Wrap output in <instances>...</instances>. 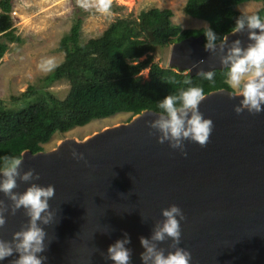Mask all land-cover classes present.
Returning a JSON list of instances; mask_svg holds the SVG:
<instances>
[{
  "label": "water",
  "instance_id": "obj_1",
  "mask_svg": "<svg viewBox=\"0 0 264 264\" xmlns=\"http://www.w3.org/2000/svg\"><path fill=\"white\" fill-rule=\"evenodd\" d=\"M146 33L152 40V32ZM225 35L229 43H251L246 32ZM170 46L169 67L189 76L228 68L218 53L205 50L201 35ZM202 59L205 63L198 64ZM231 93L205 94L199 110L214 128L206 147L184 141L187 156L157 142L159 133L146 123L156 118L152 110L81 141L68 138L54 149L24 151L21 171L31 168L40 179L18 180L15 191L34 182L51 184L56 192L49 201L53 221L40 225L48 234L47 249L38 254L47 257L44 264H112L101 253L125 232L131 264H143L139 238H150L153 225L163 219L161 209L171 204L186 217L179 246L191 252L190 264H264V111L236 114L241 98L230 99ZM72 149L84 159L73 158ZM0 198L8 202L3 193ZM6 219L0 239L10 241L28 217L20 209ZM169 243L160 247L167 252ZM16 258L18 253L0 264Z\"/></svg>",
  "mask_w": 264,
  "mask_h": 264
},
{
  "label": "trees",
  "instance_id": "obj_2",
  "mask_svg": "<svg viewBox=\"0 0 264 264\" xmlns=\"http://www.w3.org/2000/svg\"><path fill=\"white\" fill-rule=\"evenodd\" d=\"M13 0H0V58L9 43H21L11 18ZM255 1L262 7L254 14L264 17V0H186L185 14L204 20L206 28L182 29L171 21L170 9L141 10L134 18H116L102 33L80 42L82 19L78 17L59 41L64 58L43 79V87L28 86L10 97L9 106L0 99V158L21 156L29 150L42 151L55 133H65L95 119L117 113H130L131 118L144 110L160 112L158 102L181 88L199 86L205 94L227 85L228 68L213 70L212 81L202 74L162 67L153 62L156 47L165 48L189 36H202L211 28L218 36L231 32L236 19L245 16L236 8ZM146 30L151 31V40ZM144 58L139 60L141 57ZM148 69L147 79L140 73ZM66 79L69 91L63 99L55 97L45 87ZM189 80L190 84L184 81ZM129 118L127 121H129Z\"/></svg>",
  "mask_w": 264,
  "mask_h": 264
},
{
  "label": "clouds",
  "instance_id": "obj_3",
  "mask_svg": "<svg viewBox=\"0 0 264 264\" xmlns=\"http://www.w3.org/2000/svg\"><path fill=\"white\" fill-rule=\"evenodd\" d=\"M76 3L85 11L94 10L110 15L113 0H76ZM245 32L251 43L242 47L241 40L235 39L229 43L227 35L218 36L211 28H207L204 32V47L208 52L218 53L219 62L228 67L226 83L232 89L229 98H241L239 104L234 105L235 113L239 115L246 110L255 115L264 111V17L258 14L239 16L231 33L236 35ZM204 63L203 59L198 61V64ZM38 67L47 73L58 67V61L55 57H45L41 59ZM201 73L205 79L213 80V71ZM184 83L191 82L185 80ZM205 99V92L199 86L181 88L175 94L164 96L158 102L161 111L156 113V118L146 121L151 129L159 133L157 142H168L170 148L178 149L184 156H187L184 144L186 140L206 147L214 123L199 110ZM72 156L75 159H84L83 153L75 149H72ZM22 164L21 156L5 155L0 158V193L8 201L0 198V229L7 223L6 215H15L18 210L23 209L28 217L27 224L13 232L10 241L0 239V260L18 253V258L12 260L11 264H44L47 257L38 254L46 251L45 240L48 234L40 225H50L53 221L54 213L49 201L55 197V187L51 184L41 186L33 182L22 192L15 191L19 187L18 180L30 182L40 179L39 173L31 168L21 171ZM161 215L163 219L153 225L150 238H139L144 248L140 253L141 261L143 264H190L191 252L179 246L181 221L186 219L184 212L178 205L171 204L161 209ZM169 240L171 243L168 244V249L171 250L166 252L160 245ZM130 242V237L125 232L123 239H117L108 246L107 253L101 255L112 264H131L132 250L126 247Z\"/></svg>",
  "mask_w": 264,
  "mask_h": 264
},
{
  "label": "rangeland",
  "instance_id": "obj_4",
  "mask_svg": "<svg viewBox=\"0 0 264 264\" xmlns=\"http://www.w3.org/2000/svg\"><path fill=\"white\" fill-rule=\"evenodd\" d=\"M185 2L186 0H113L111 14L103 15L94 10L81 9L76 0H13L11 18L15 33L22 38V42L9 43L8 49L0 58V99L12 106L9 102L11 96L19 95L30 85L43 87L42 79L51 71L42 72L38 67L39 62L45 57H55L58 64L62 62L64 51L59 48V41L78 17L82 19L80 42L99 36L116 18H134L141 10L149 8L170 9L171 21L182 29L206 28V21L185 14ZM261 7V2L248 1L239 4L237 10L249 15ZM170 47H156L152 52L153 62L169 67ZM143 58L144 56L139 60ZM147 71L145 69L140 73L142 80L147 79ZM45 88L55 97L63 99L69 91V83L66 79H60ZM129 118L130 113H117L92 120L65 133H55L42 148L54 149L68 138L81 141L105 128L126 123Z\"/></svg>",
  "mask_w": 264,
  "mask_h": 264
},
{
  "label": "bare ground",
  "instance_id": "obj_5",
  "mask_svg": "<svg viewBox=\"0 0 264 264\" xmlns=\"http://www.w3.org/2000/svg\"><path fill=\"white\" fill-rule=\"evenodd\" d=\"M169 61H170V57H169Z\"/></svg>",
  "mask_w": 264,
  "mask_h": 264
},
{
  "label": "crops",
  "instance_id": "obj_6",
  "mask_svg": "<svg viewBox=\"0 0 264 264\" xmlns=\"http://www.w3.org/2000/svg\"><path fill=\"white\" fill-rule=\"evenodd\" d=\"M237 9V8H236Z\"/></svg>",
  "mask_w": 264,
  "mask_h": 264
}]
</instances>
